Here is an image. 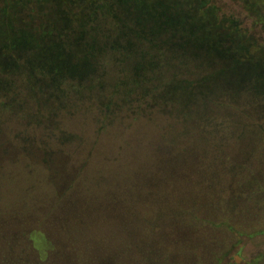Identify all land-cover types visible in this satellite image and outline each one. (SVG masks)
Wrapping results in <instances>:
<instances>
[{"label":"trees","instance_id":"obj_1","mask_svg":"<svg viewBox=\"0 0 264 264\" xmlns=\"http://www.w3.org/2000/svg\"><path fill=\"white\" fill-rule=\"evenodd\" d=\"M126 1L81 0L76 31L92 39L89 45L93 48L88 50L67 35L59 39L63 46L57 47L58 52L48 54L39 50L34 37L21 35L25 38L22 41L18 35L8 34L15 31L12 26L1 24V35L5 31L7 35V43L1 36L5 49H31L21 60L0 67V122L8 139L20 149L32 146L62 152L71 166L81 168L74 183L60 196L47 180L38 185L42 176L38 181L37 172L28 174L30 168L38 167L31 159L20 156L1 163L0 228L53 226L77 240H85L89 231L100 234L113 230L110 238L118 239L123 247L124 230L139 216L127 207L122 186L131 181L128 198H132V192L143 186L138 182L143 179L142 172L155 173L160 165L186 161L181 158L185 142L192 133L203 132L202 125L209 117L201 108L197 120L186 130L178 124L171 126L178 131L173 133H180L177 143V137L166 139L159 134L167 127L166 119L169 123L188 119V114L196 112L193 105L198 101L216 104L222 110L237 111L239 106V115L246 118V104L264 101V61L256 67V59H245L249 64L243 71L244 78L237 79L235 59H230L231 66L226 64L218 44L223 25L213 19L215 9L197 15L206 4L204 0H138L150 4L144 9L152 17L147 24L140 22L141 13L125 8ZM160 15L167 17L165 21H158ZM106 25L108 29L103 27ZM99 31L106 38L128 35L139 43L151 37L161 48L160 53L164 50L163 58L155 61L157 66L140 64L136 73L121 70L122 77L114 85H106L105 73L100 71L104 64L97 59L94 47ZM229 34L234 37L235 31ZM160 67L166 73L163 70L157 74L155 69ZM140 70L144 73L139 74ZM169 71L175 72L170 75ZM19 74L24 81L19 79L17 87L13 75ZM48 85L52 86L48 97L53 107L44 108L40 104L44 97L41 90ZM240 87V98L233 101L230 90ZM141 94L148 96L145 102ZM127 171L130 176H125ZM33 183L36 186L29 187Z\"/></svg>","mask_w":264,"mask_h":264},{"label":"rangeland","instance_id":"obj_2","mask_svg":"<svg viewBox=\"0 0 264 264\" xmlns=\"http://www.w3.org/2000/svg\"><path fill=\"white\" fill-rule=\"evenodd\" d=\"M137 1L127 0L125 8L130 13H141L140 22L150 23L152 17L144 11L150 4ZM204 1L206 4L197 15L215 9L213 19L223 25L218 43L221 53L228 65L230 59H235L234 71L239 73L236 77L243 79L248 58L257 60L256 67L264 61V0ZM79 3L81 0H0V67L21 60L31 50L5 49L1 36L7 43V35L6 31L1 35L2 23L15 30L11 29L9 35L34 37L39 50L48 54H56L57 47L63 46L59 39L67 35L86 50L93 48L89 45L92 39L76 31ZM166 18L160 15L158 21ZM232 29L234 37L229 34ZM154 41L148 37L139 43L128 35L106 38L99 31L94 47L97 59L104 64L100 71L105 73L106 85H114L122 77L121 70L136 73L140 64L157 66L155 61L162 60L164 50L160 53L161 48ZM160 69H155L157 74L163 70L166 73L165 68ZM13 79L19 87L18 80L24 81V76L13 75ZM239 89L230 90L233 101L240 98ZM48 90L52 86L41 90L44 97L40 104L44 108L53 107ZM135 96L138 98L139 93ZM141 97L144 102L148 98L142 94ZM206 102L192 104L196 112L188 114V119L177 118L173 123L166 119L167 127L159 131L162 138L177 137V143L180 133H173L177 128L171 126L178 124L186 130L190 122L197 120L200 110L208 111L203 132L192 133L185 142V155L181 158L187 160L178 165H160L155 173L142 172L143 179L138 182L143 186L132 192V198H128L131 181L122 186L127 207L139 216L133 226L128 219L123 247L118 239L110 238L113 230L100 234L89 231L85 240H77L53 226L39 229L34 225H15L0 228V264H264V101L246 104V118L239 115V106L237 111L222 110ZM20 156L36 162L38 167L30 168L28 174L37 172L38 181L42 176L38 185L47 180L60 196L80 174L81 167L71 166L69 157L62 152L14 146L0 122V164ZM125 176H130L128 171ZM32 186L36 184L29 185Z\"/></svg>","mask_w":264,"mask_h":264}]
</instances>
